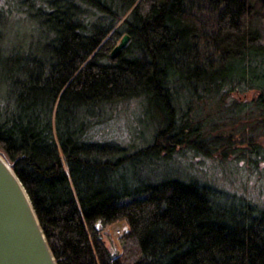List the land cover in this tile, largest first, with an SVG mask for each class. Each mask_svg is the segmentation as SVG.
Here are the masks:
<instances>
[{"label":"trees","instance_id":"1","mask_svg":"<svg viewBox=\"0 0 264 264\" xmlns=\"http://www.w3.org/2000/svg\"><path fill=\"white\" fill-rule=\"evenodd\" d=\"M20 5L43 36L39 48L0 46V153L57 264H264V210L248 198L195 179L112 185L142 158L235 154L238 125L264 138V0ZM7 14L0 8V21ZM123 33L129 42L111 58ZM249 90L256 96L235 97ZM131 100L169 110L168 126L131 152L95 140L107 118L95 111ZM251 137L239 143L259 153ZM120 221L127 230L113 253L105 231Z\"/></svg>","mask_w":264,"mask_h":264},{"label":"rangeland","instance_id":"2","mask_svg":"<svg viewBox=\"0 0 264 264\" xmlns=\"http://www.w3.org/2000/svg\"><path fill=\"white\" fill-rule=\"evenodd\" d=\"M20 1L0 0V8L8 13L0 21V46L4 52L23 49L29 45L34 48L40 47L42 31L34 19L25 15ZM124 34H121L120 38ZM4 93L3 87H0V96ZM256 94V91L249 90L235 97L249 100ZM145 108L147 110H142L139 100H131L117 104L111 109L96 110L95 117L98 114L100 118H107L97 125L91 134L97 141L105 140L120 144L129 152L145 146L150 142L153 132L169 124V110L166 108L156 110L154 106ZM227 130L229 133L230 129ZM228 133L225 131L221 135L222 140L229 135ZM231 134L234 135L232 142L236 143L235 154L219 147L211 157L187 149L175 153L170 159L142 158L129 163L123 171L114 173L112 185L121 190L154 184L168 178L195 179L203 184L210 183L218 192L244 196V199L248 198L258 208L264 210V138L258 136L262 135L261 133L253 132L249 128L242 130L239 125ZM250 135L252 142L260 143L257 149L259 153H256L252 146L239 143V140L246 141ZM126 230V223L120 221L105 231L110 238L109 247L113 253H116L119 247L118 236Z\"/></svg>","mask_w":264,"mask_h":264},{"label":"water","instance_id":"3","mask_svg":"<svg viewBox=\"0 0 264 264\" xmlns=\"http://www.w3.org/2000/svg\"><path fill=\"white\" fill-rule=\"evenodd\" d=\"M124 34L110 52L127 44ZM0 264H57L22 182L0 153Z\"/></svg>","mask_w":264,"mask_h":264}]
</instances>
